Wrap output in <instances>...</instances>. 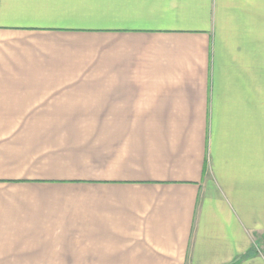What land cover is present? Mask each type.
<instances>
[{
    "label": "crops",
    "instance_id": "obj_1",
    "mask_svg": "<svg viewBox=\"0 0 264 264\" xmlns=\"http://www.w3.org/2000/svg\"><path fill=\"white\" fill-rule=\"evenodd\" d=\"M0 264H264V0H0Z\"/></svg>",
    "mask_w": 264,
    "mask_h": 264
}]
</instances>
